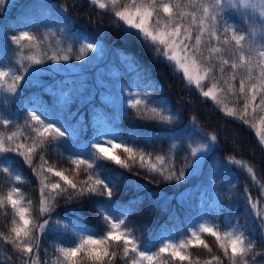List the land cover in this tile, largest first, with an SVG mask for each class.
<instances>
[{"label": "trees", "instance_id": "16d2710c", "mask_svg": "<svg viewBox=\"0 0 264 264\" xmlns=\"http://www.w3.org/2000/svg\"><path fill=\"white\" fill-rule=\"evenodd\" d=\"M168 2L179 3L180 9L174 7V13L195 12L197 16L201 14V5H205L202 0ZM130 4L132 0H117L113 9L109 0L108 7L101 9L91 0H8L0 5V59L5 65L20 68L17 74L25 77L16 82L18 94L0 91V117L13 121L9 125L0 124V135L7 138L17 133L15 142L6 140L5 147H12L14 143L32 145L38 125L33 121L25 124L32 111H37L42 119L46 113L50 122L59 121L58 127L63 124L73 133L62 138H54V133L48 135L46 142L34 149L31 166L18 152L0 157V199L4 200L0 204V264H67L59 249L79 243V236L73 229L77 232L86 229L85 235L106 234L111 229L104 214L115 219L121 213V219L125 220L122 227L130 230L136 245L149 254L158 253L162 241L177 245L184 241L187 245L181 251L188 259L180 261L169 253H162L153 264H215L214 257H219L221 264H232L219 241L210 233L198 232L206 247L187 243L194 240L191 233L200 224H206L221 235L242 233L245 246L252 241L251 250L243 259L248 264H264L263 224L254 216V211H249L245 195L247 192L252 200L260 195V189L264 193V146L259 143L255 129L264 117V109L260 106V96L252 101L248 89L249 83H258L259 69L252 71V81L247 80L248 73L243 67L237 70L235 80L228 76L232 71L230 64L240 51L244 52L245 61L251 58L259 63L264 47L251 46L250 25L227 8L218 16L220 43L213 40L211 45L201 47L199 59L204 65H219L221 59L229 60L223 78L217 67L216 80L206 79L203 87L215 84L224 96L231 98V109L236 110L237 117L244 115L248 121L243 123L237 117L227 116L225 109L203 97L172 64L165 62L164 45L148 50L142 39L128 34L127 26L118 21L113 11ZM213 9V14L221 12V6ZM157 19L163 23L166 18L161 14L158 18L153 16L151 21L157 23ZM188 19L186 16L185 22ZM225 22L235 25L237 34H244L242 47L235 45L231 31L224 32ZM22 31L34 35L33 43H38V50L32 46L23 47L30 44L27 39L20 45L11 40ZM192 35H197L195 29ZM225 37L230 44L223 43ZM86 43H94L97 47L81 52ZM211 47L222 49L219 57L212 53L209 58ZM34 54L43 62L36 64L24 59ZM53 54L61 59H50ZM63 55H68L69 59L64 61ZM23 68L28 72H23ZM241 77L246 82L245 93L239 92ZM11 83L10 77L5 78L4 88ZM228 84L234 87L229 90ZM134 99L142 103L133 107ZM164 101L166 104L161 103ZM145 103L148 107H161L162 114L173 119L159 120L142 115ZM245 103L249 104L246 114L243 111ZM187 126L217 137L199 171L193 165L191 150L200 132H187ZM98 131L109 133L101 139L114 140L115 144L127 143L136 149L135 161L122 147L114 148L112 154L126 161L129 167L103 158L93 159L91 154L96 150L91 146L98 142ZM141 150L144 166L139 159ZM78 154L92 167L73 163ZM96 154L99 156L98 152ZM158 156L163 157L162 162L156 159ZM232 160L251 167L254 178L253 174L244 173L240 165H233ZM149 165L162 168L163 173L152 170ZM3 167H10V172H3ZM48 168L63 172L77 185V190L87 188L96 178L104 179L112 188L113 196L90 192L77 195L76 190L48 172ZM169 172L176 175L183 172V179H165V173ZM16 175L21 176L19 181ZM90 175L93 180H89ZM54 183H60L67 191L59 195L50 191ZM43 185H48L45 195L50 211L47 213L41 211ZM14 187H19L21 193L14 198L28 209L33 254L21 253L12 242L15 238L13 222L19 221L6 198ZM229 217L230 224L227 223ZM44 220L49 222L48 230L41 234L38 226ZM108 250L116 256L105 257V264H132L133 259H139L133 252L125 256L122 243L110 242ZM75 259L77 264H94L86 252L79 253ZM237 264L243 261L238 258Z\"/></svg>", "mask_w": 264, "mask_h": 264}, {"label": "snow or ice", "instance_id": "6c2138e0", "mask_svg": "<svg viewBox=\"0 0 264 264\" xmlns=\"http://www.w3.org/2000/svg\"><path fill=\"white\" fill-rule=\"evenodd\" d=\"M190 2H195V0H190ZM5 0H0V5H3ZM93 5H98L101 9H106L108 6L102 2V0H91ZM111 4L113 9L117 5V0H111ZM215 5L221 6V12L217 14H212L211 9L208 5H201V14L199 16L193 13H185L183 11L173 12L174 7L180 9L179 3L173 5V3L168 2V0H164V2L158 3L157 0H140L137 3V0H132V4L130 7H123L120 10H114L113 14L116 18H118L119 22H122L127 26L128 34L136 36L138 39H142V43L146 49L151 50L155 45H164L167 48V51L164 53V56L167 58L165 62H168L174 66L175 70L180 72L183 77L187 78L189 84L195 83L197 89L200 90V94L205 98H211L216 100V96L213 93V89L216 88V85L213 84L212 88H209L207 91H203V86L201 84L202 80H206L211 78L212 80H216L215 71L218 67L219 73L221 74V78H223V74L225 73V66L229 65L228 59H221L219 65H204L201 63L199 57L202 56L201 47L206 45H211L212 41L215 40L217 43H220V35L217 34V27L219 24L218 16L223 15V0H214ZM261 11L259 13V17L261 19V23H264V0H260ZM164 15L166 18L161 24L160 20L157 19V23L155 26H150L149 21L153 16L157 18ZM189 19L185 22V17ZM193 29L197 31V35L193 37L192 32ZM232 32V40L235 41L236 46H241V42L245 39L244 34H237V27L235 25H227L225 22L224 32ZM206 37V39H205ZM27 39L30 44H25L23 47H35L38 50V43H33L35 41L34 35H31L28 31H22L19 35H14L11 37V40L20 45L21 41ZM194 40V43H193ZM223 43L225 45L230 44V41L225 37ZM97 47L94 43H86L80 49L81 52H84L86 49L91 50ZM242 47V46H241ZM71 51V49H69ZM159 51V50H157ZM222 49L220 47H211L209 49V58L212 53H216L219 57ZM77 59H81L80 56L76 57ZM24 59L30 60L33 63L39 64L43 61L37 58V55H31L25 57ZM50 59H61L59 55L53 54ZM62 59L67 61L69 59L68 55H63ZM22 63V61H21ZM243 67L247 73V80L252 81L254 78L251 75L254 68L259 69V75L256 79H258V83H249L248 89L251 93V100L255 101L257 95L260 96V106L264 109V52L259 54V63H254L251 58L245 61V55L243 51L239 52V56L236 60L232 61L230 64V68L232 71L228 73L229 79L235 80L237 78V70ZM21 69L17 66H8L5 65L3 60L0 59V91H5L6 93L18 94V89L16 87V82L22 81L25 79L23 75L17 74ZM23 72H28L27 68L22 69ZM203 73V75H200ZM11 78L13 83L9 84L7 88H4V79ZM227 83V81H225ZM240 87L239 92L245 93L246 82L243 77L240 78ZM234 86L232 84H228V89L231 90ZM223 91V90H222ZM7 98V97H6ZM142 103L139 99H134L132 102V106L136 107ZM166 104V101L161 102ZM219 103V101H217ZM249 108V104L245 103L243 106V111L246 114ZM138 111H140L138 109ZM163 109L161 107H148L147 103L144 104V110L141 113L145 116H150L152 119L159 120H167L171 121L173 119L170 115H163ZM226 115L229 117H237V112L234 109H226ZM241 122L248 123L247 120L244 119V115H240L237 117ZM29 121L35 122L37 127H35L34 131L36 132V138L33 140L31 146H27L22 143H14L12 147H5L6 140L10 142H15L17 139V133H13V135L5 138L3 135H0V157H3V154L9 152H18L20 155L24 157L25 162L31 166L32 159L31 156L34 152V149L43 145L48 135L55 134L54 138H62L65 136L72 135L73 133L69 131L68 127L61 124L60 127L57 126V123L50 122L48 119V115L45 113L44 118L42 119L41 115L37 114V111H32L28 113V118L25 120V124H28ZM13 123L12 120L4 117H0V124L9 125ZM261 123L264 124V117H261ZM18 126V125H17ZM62 128L64 130H62ZM109 135L108 132L98 131L97 132V140L98 142L93 144L91 147L96 150L91 155L93 159L103 158L104 160L114 161L116 164L121 165L122 167H129L128 163L118 155L112 154V149L105 146L106 144H112L114 148L122 147L123 150L132 157L133 161L136 158L137 150L132 146H129L127 143L123 144H115L114 140L101 139V137H107ZM119 139V137H116ZM206 139H210L212 142H215L217 137L212 135L210 137H206ZM259 143L264 144V135H260ZM210 147L209 144L203 143L198 147H195L191 150V155L193 157H198L199 154H203ZM25 149L24 152H20V149ZM99 153L97 156L96 153ZM41 159H43L41 157ZM139 159L141 166H144V153L141 150L139 152ZM159 161H163V157L156 158ZM73 163L80 165L85 164L89 168L92 167V164L89 163L88 160L81 159L79 154L73 160ZM231 163L233 165H241L243 166L241 161L232 160ZM149 167L154 171H160L163 173V169H157L155 165H149ZM2 171L5 173L10 172V167H3ZM11 171H15V169H11ZM48 172H53L55 176L60 177L62 181H64L68 186H70L73 190H76L77 195H83L84 192L96 193L100 196L112 197L113 190L108 186V183L105 182L104 179L96 178L93 184L89 185L87 188H80L77 190V185L69 179L68 176L64 175L61 171H54L52 168L47 169ZM247 172L250 174L254 173L251 167H247ZM97 177L99 173L96 174ZM15 179L19 181L21 179L20 175H16ZM165 179L172 180H180L183 179V172L180 175H176L175 173H165ZM89 180H93V177L90 175ZM43 183V180H42ZM102 188L104 191H100ZM48 189V185H43L40 189L42 207L41 211L47 213L50 211V205L48 204V197L45 195V191ZM50 191H55L57 195L65 193L67 191L66 188H62L60 183H54L50 186ZM14 195H21L19 187L12 188L7 194V201L11 204L12 208L15 210L16 215L18 217V223L14 221L15 226L12 228V232L15 234V238L12 242L15 244L16 248L21 253L33 254V245L30 241L33 239L31 232L32 230L29 228V219L27 217L28 209L21 206V201L14 198ZM246 204L250 212H253L257 205L252 202L250 195L246 192ZM71 198V196L69 197ZM4 200L0 199V204H3ZM123 214L115 216V219L111 215L104 214L103 218L106 222L110 223V229L106 232V234H87L84 233L87 231L86 229H80L77 232L76 229H73V232L79 236V243H76L74 247H65L59 249L60 253L63 255L64 259L67 261V264H77L75 257L81 253L86 252L89 259L94 262V264H105V257H115L116 253H109V244L110 242H115L117 244H123V253L125 256L129 254V252L136 253L139 259H133L132 264H144L145 261L148 264H153V261L159 254L169 253L173 258H177L180 261H184L188 259L186 255L181 251V249L185 248L187 245L184 241H181L179 245L173 244L171 241L164 243L161 242L163 246L159 247V252L154 254H149V251L141 250V246L136 245L132 233L126 227H122L125 225V220L121 219ZM254 216L259 218L260 220H264V216H260L258 212H254ZM48 220H44L42 224H40L39 230L40 233L43 234L48 230ZM227 223H231V217L227 220ZM262 232L261 235L264 236V225H261ZM198 232H207L212 236H215L219 241V246L224 250V255L229 256L232 264H237V259L243 261V264H248L247 260L243 258L248 254L252 247V241L250 240L248 245L245 246V239L243 234L234 235L233 232H224L221 235L219 232L214 231L213 228L208 227L206 224H200L197 230L192 231L191 236L194 240H189L188 244H199L205 245V242L200 238ZM74 242V241H73ZM132 245L129 248V245ZM229 248L231 249V254L229 255ZM38 252V246H37ZM215 264H221V260L219 257H214ZM35 264V262H33Z\"/></svg>", "mask_w": 264, "mask_h": 264}, {"label": "rangeland", "instance_id": "374dc122", "mask_svg": "<svg viewBox=\"0 0 264 264\" xmlns=\"http://www.w3.org/2000/svg\"><path fill=\"white\" fill-rule=\"evenodd\" d=\"M7 1L8 0H5L4 5L6 4ZM202 1L205 3V5H208L210 7L212 14L214 12L213 8H215L216 6L217 7L220 6V5H215L214 0H202ZM102 2H104L106 5L109 4V0H102ZM130 5H128L127 7H130ZM223 8L225 9L227 8L235 12L237 15H239L242 19H244L250 25V28L252 30V37L250 38V42L253 48L264 47V23H261V19L259 17V13L261 11L260 0H223ZM161 24L163 23L161 22ZM149 25L155 26L156 22H152L150 19ZM166 51H167V48L165 46V52ZM200 75H203V73H200ZM204 82L205 80L201 81L202 86ZM192 85L194 86V88L197 89L195 83H192ZM212 86L213 85L209 84L208 86L203 87V91H207L209 88H212ZM197 90L200 92L199 89ZM213 93L216 96V100H213L211 98L210 99L213 102H215L219 106V108L225 109V112H226V109H231V102H232L231 98L224 96L220 92V90H218L217 88L213 89ZM217 101H219V103H217ZM255 129L258 135V139L260 135H264V124H262L261 121L257 123ZM192 130H195L196 132L198 131L200 132V135H199L200 138L198 141L194 142L195 144L192 146V149L195 147H198L199 145L203 143H207L210 145V147L208 148L206 152H204L203 154H199L198 157H193V165L195 166V170L199 171L202 167L204 158L206 157L208 152L211 151V148L213 147L214 142H212L210 139H206V137H210L212 136V134H206L198 130V128L197 129L188 128V132ZM105 146L112 149V152L115 153L114 147L111 144H106ZM247 167L248 166L246 164H243V166H241V168L243 169V172L246 173L247 175L248 174L250 175V173L247 172ZM234 171L236 172V170ZM236 176L241 178L240 173L236 172ZM259 194L260 195L257 198L252 199V202L257 205L254 212H258L260 216H264V193L261 191V189H260ZM261 221H262V224L264 225V220H261Z\"/></svg>", "mask_w": 264, "mask_h": 264}, {"label": "bare ground", "instance_id": "6f19581e", "mask_svg": "<svg viewBox=\"0 0 264 264\" xmlns=\"http://www.w3.org/2000/svg\"><path fill=\"white\" fill-rule=\"evenodd\" d=\"M163 52H165V51H163ZM187 128H188V126H187ZM187 132H188V130H187Z\"/></svg>", "mask_w": 264, "mask_h": 264}]
</instances>
